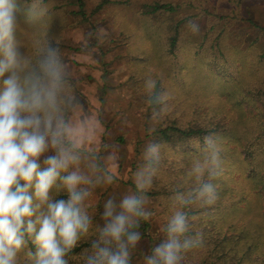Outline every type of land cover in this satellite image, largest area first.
<instances>
[{
  "label": "rangeland",
  "instance_id": "374dc122",
  "mask_svg": "<svg viewBox=\"0 0 264 264\" xmlns=\"http://www.w3.org/2000/svg\"><path fill=\"white\" fill-rule=\"evenodd\" d=\"M81 1L82 7L74 0H17L15 31L26 69L37 64L46 46L60 51L65 144L78 158L61 176L76 171L86 178L80 187L89 195L81 208L90 220L88 231L73 248L87 247H80L78 253L73 248L68 251L67 264H87L86 256L93 254L92 245L106 223L105 204L112 200L119 211L120 201L135 194L131 186L137 188L138 173L151 176L141 192L157 187L159 175L149 169L152 161L146 150L157 143L156 133L167 118L180 119L182 127L192 120L209 124L223 118L231 127L239 123V129L251 133V123L240 119L243 111L235 108L237 100L246 96V90L264 91V33L259 29H264V0H107L99 9L102 0ZM154 4L170 5L175 12L142 14L143 7ZM179 21L171 57L167 38ZM189 21L199 26L198 32L190 31ZM156 81L161 83L159 108L149 101ZM162 149L159 146V160ZM166 151L164 156L170 155ZM54 154L49 149L39 158L41 169L46 157ZM49 195L53 200L68 199L59 179ZM139 196L149 214L144 218L161 236L168 220L161 211L165 204ZM174 205L167 204L168 214H173ZM33 238L34 234L25 235L27 243L17 255V264H33ZM132 248L129 264H147L145 254L137 256V250H146L144 241Z\"/></svg>",
  "mask_w": 264,
  "mask_h": 264
},
{
  "label": "clouds",
  "instance_id": "9594fccd",
  "mask_svg": "<svg viewBox=\"0 0 264 264\" xmlns=\"http://www.w3.org/2000/svg\"><path fill=\"white\" fill-rule=\"evenodd\" d=\"M19 11L17 0H0V78H3L0 83V264H17V255L27 243L26 234L29 237L34 234L33 264H67L66 253L88 231L90 224L81 208L89 192L80 185L87 181L76 171L61 176L78 158L65 144L67 126L62 114L65 74L60 51L55 46H46L37 64L26 69L27 62L15 44ZM187 26L193 33L199 31L193 21ZM214 135L217 134L204 137L209 156L193 166L197 180L205 172L210 179L221 175L216 171L222 162ZM49 149L55 154L46 157L43 161L46 167L41 169L39 158ZM146 158L159 160L158 144L148 146ZM58 179L68 193L67 200H53L49 195ZM149 183L150 175L146 177L144 171L138 173V189ZM30 189H34V194H29ZM197 199L204 205L214 204L216 186L201 184ZM143 203V197L131 194L120 201L119 211L112 200L105 204L106 223L92 245L94 252L87 258V264H129V248L135 247L141 238L139 232L130 230L138 227L137 218L149 215L143 210ZM164 231L165 240L152 249L147 264H180L182 254L201 240L198 234L196 241L181 242L188 231L187 217L181 211L174 213Z\"/></svg>",
  "mask_w": 264,
  "mask_h": 264
},
{
  "label": "trees",
  "instance_id": "16d2710c",
  "mask_svg": "<svg viewBox=\"0 0 264 264\" xmlns=\"http://www.w3.org/2000/svg\"><path fill=\"white\" fill-rule=\"evenodd\" d=\"M74 1L82 7L81 0ZM106 1L102 0L97 9ZM174 12L175 8L170 5L154 4L142 8V14L149 17ZM181 22L171 27L173 34L167 38V51L171 57ZM250 25L257 28L252 22ZM259 29L264 33V29ZM214 46L211 45L210 50ZM195 55L198 56L197 51ZM160 94L161 83L156 81L149 100L153 108L160 107ZM245 95L237 100L235 108L243 111L240 119L251 123V133L245 134L238 128L239 123L231 127L223 118L209 124L204 120H192L182 127L178 122L180 119L170 120L165 116V126L156 133V144L163 148L161 159L148 165L151 172L159 175L157 187L150 193L131 187L136 195L144 194L165 204L161 211L168 220L159 236L144 217L137 218L138 227L130 231L139 232L140 240L146 245L145 252L137 250L138 257L152 254V249L166 238L164 230L169 219L181 211L188 221V231L181 237V242L184 239L196 241L198 234L201 240L182 254L180 264H264V104L261 102L264 91L246 90ZM243 97H246V102L240 101ZM210 133L217 134L213 139L222 163L216 171L221 175L210 179L205 172L197 180L192 169L197 161L203 162L209 156L210 153L205 151L204 137ZM166 150H170V155L164 156L168 152ZM203 183L216 186L217 199L210 206L197 199V191ZM171 202L175 204L174 212L168 214L167 204L171 205ZM80 247L86 248L87 245L73 248V253H78ZM129 250L135 251L132 247Z\"/></svg>",
  "mask_w": 264,
  "mask_h": 264
}]
</instances>
